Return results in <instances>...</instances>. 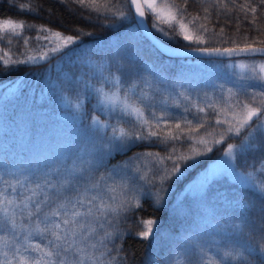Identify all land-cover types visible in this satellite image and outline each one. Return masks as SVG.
I'll return each instance as SVG.
<instances>
[{"label": "snow or ice", "instance_id": "obj_1", "mask_svg": "<svg viewBox=\"0 0 264 264\" xmlns=\"http://www.w3.org/2000/svg\"><path fill=\"white\" fill-rule=\"evenodd\" d=\"M9 2L15 4L21 12L38 13V8L33 6L31 0L22 3H16V0ZM59 2L64 3V0ZM71 2L89 12L88 16L81 17L89 23H93L91 13L95 12V20L102 21L100 26L104 28L114 29L127 18L125 11L120 8L114 10L113 0ZM196 2L208 5L203 8L205 21L210 18V10L213 7L218 13L221 8L228 9L229 3L237 7L236 0ZM123 3L133 6L138 18L145 17L146 6L155 15L153 27L167 39H172L173 36L160 27V22L167 23L174 33L178 28L185 41L205 43L202 36H194L188 29V24H191L199 32L208 31L205 24L197 23L199 16H193L188 24L184 23L188 0H184V8L175 3L171 4L166 15H162L158 10L156 0H144L143 5L140 0H123ZM262 6L264 0H258L256 6H252L251 0H248L238 7L245 13L250 10L255 14L257 8ZM252 23H255V16ZM25 27L23 22L3 19L0 21V43L11 44L12 39L20 36ZM35 27L27 25L30 30ZM39 32L37 41L46 42L42 47L49 48L51 53L61 52L63 48L77 43L73 35H62L59 31L44 27H41ZM75 32L77 36L95 35L93 32H84L80 27H77ZM24 43H28V38H24ZM69 51L74 52L75 48H70ZM191 51L199 52L202 56L228 60L240 55H264V47L251 45L224 49L194 48ZM164 54L180 55L177 51H165ZM64 55H67V52ZM7 56L8 53L5 52L4 57ZM4 57H0V62L7 68L9 60ZM45 58L51 59L48 53L40 57ZM35 59L36 57H28L30 61ZM23 62L12 61L14 64ZM227 67L233 70L229 73L232 87L226 88L224 83L213 84V92H204L203 95L196 93L195 96L192 93L196 90L190 85L186 87L180 84L179 88L182 90L178 92L173 89L175 96L172 106L182 108L175 116L167 111L170 107L167 97L159 101L163 108L162 114L157 115L156 96L160 89L138 73L136 78L125 81L122 75L111 72L105 75L103 64L91 74L85 73L88 79L83 81V91H77L74 98L65 100L68 107L82 114L81 119L87 115L85 102L92 99L96 101L93 111L99 114L92 115L90 123L84 129V147L76 149L74 153L68 150L67 154H62L46 164L42 171L34 170L31 165L27 168L21 166L17 169V175L7 171L5 166L0 164V264H122V244L116 243L117 239L122 240L126 235L118 227L121 217L133 207L142 206V198L154 197V206H159V193L165 189L158 185L162 186L173 178L174 182H178L184 172L196 167V157L204 155L194 145H203L206 152H212L213 149L207 147L208 140L204 137L196 139L192 134L208 126L207 109L216 113L215 125H227L220 139L214 143L221 145L227 139H238L239 142L227 144L223 150L225 159L220 160L211 178L207 179L200 189L203 190L210 181L214 182L213 178L218 175L227 173L249 188L255 189L264 199V63L245 65L231 62ZM237 68L247 71L237 73ZM236 81L242 83L237 84ZM67 82L72 85L71 80ZM96 84H99V87ZM241 96L244 99H240ZM176 97L183 103L178 102ZM221 99L225 101L224 108L218 107ZM228 109L233 113L230 119L227 117ZM221 113L225 114L223 120L219 118ZM101 116L104 119H101ZM172 123L177 132L169 130L162 134V130ZM194 123L195 129L191 127ZM182 124L188 131L182 128ZM169 141L173 143L167 154L154 160L150 166L146 165V161L153 157L151 152L133 153V156L128 157L122 164L111 168L107 166L108 159L125 155L139 143L158 142L167 145ZM176 142H179V147ZM183 147L192 155L178 154ZM250 154L253 157L251 163L247 160ZM241 159L246 167L237 171V162ZM164 161L171 162L170 169ZM238 204L242 208L247 207L243 201ZM241 219L249 231L255 227L254 222L244 217ZM261 221L259 231L264 234V208L261 209ZM141 222L145 225V230L137 235L141 239H148L156 221L148 219ZM215 227L217 235L224 233L220 241L226 238L232 240L224 245L229 250L224 251L219 259L208 257L204 245L191 240L190 237L183 242H177V247L187 252L186 246L191 244L192 250L199 255L200 264H223V261L246 264L245 253L251 256L252 249L247 245L237 246L238 238L244 235L240 225L225 222L218 223ZM196 231L199 235V225ZM213 244L219 256L221 244L215 240ZM241 247L243 251H240ZM261 251H264V247ZM174 264L182 262L177 260Z\"/></svg>", "mask_w": 264, "mask_h": 264}, {"label": "trees", "instance_id": "obj_2", "mask_svg": "<svg viewBox=\"0 0 264 264\" xmlns=\"http://www.w3.org/2000/svg\"><path fill=\"white\" fill-rule=\"evenodd\" d=\"M159 1L166 7L173 3L181 8L185 7L184 0ZM22 2H29V0H16V3ZM246 2L248 0H236L237 7L229 3V8H221L219 13L213 7L210 10V18L205 21L203 8L208 5H201L196 0H188L184 23L188 24L193 16L200 17L197 23L205 24L208 31L199 32L191 24H188V29L194 36H202L205 41L202 44L183 40L178 28L174 33L167 23L160 22V27L173 36L172 39L165 38L153 27L155 15L149 10H147V20L158 37L176 46H264V43H261L264 41V6L258 7L255 14L250 10L245 13L238 6ZM31 3L38 8L37 14L21 12L9 0H0V21L10 18L26 25L22 34L14 37L11 44L0 43V57H4V53L7 52L8 56L4 58L9 60L7 68L3 67L0 62V164H3L7 171L19 175L17 169L21 166L27 168L29 165L34 170L42 171L46 164L62 154H67L68 150L74 153L76 149L84 147V129L90 123L91 116L99 114L93 111L96 101L92 99L85 102L84 108L87 115L81 119L82 114L68 107L65 100L69 97L74 98L77 91L82 92L83 81L88 79L85 73L91 74L99 69L101 64L104 66L105 75L111 72L115 75H122L123 79L128 81L136 78L138 73L139 76L158 87L160 92L156 96L157 115L162 114L163 105L159 101L165 97L170 106L167 109L168 112L175 116L182 111V108L172 106L173 96H175L173 89L177 92L181 91L180 84L194 88L196 91L192 94L195 96L196 93L205 92V88L209 87L211 80L215 78L214 74L201 72L199 67L193 66L191 61L196 59L168 57L155 48L142 35L136 25L130 5L124 4L123 0H113L114 10L120 8L127 13V18L114 29L100 26L103 22L95 20V12L91 13L93 23L81 18L82 15L88 16L89 12L81 9L71 0H64V3L59 0H31ZM251 4L256 6L258 0H251ZM254 16L255 23L253 24ZM27 25L36 27L30 30ZM41 27L59 31L62 35H73L77 43L63 48L61 52L51 53L49 48L42 47L46 42L36 39ZM77 27L82 28L84 32H93L95 35L77 36L75 32ZM221 29H223L222 33ZM24 38H28V43H24ZM70 48H75V51H69ZM108 49L112 51L109 52ZM46 52L51 59L36 62L28 60L29 56L37 57ZM65 52L67 55H64ZM14 60L24 62L14 64L12 63ZM68 80L72 81V85L68 84ZM218 80L220 79L212 83L220 84ZM225 80L221 83H224L226 88L233 86L232 82ZM96 86L99 87V84ZM240 99L244 97L241 96ZM176 100L183 103L179 97H176ZM218 107H225L223 99ZM206 111L208 126L192 134L196 139L204 137L208 140L207 147H211L212 152H206L203 145H194L204 155L196 157L198 161L196 167L184 172L178 182H174L173 178L162 186L158 185L165 189L159 193L161 198L159 206H154V197L142 198L140 201L142 206L133 207L121 217L118 227L126 235L122 240L117 239L116 243L122 244L120 253L124 258L122 264H174L177 260H180L182 264H200L199 255L192 250L191 244L186 246L187 252L177 247V242H183L189 237L204 245L208 257L219 259L224 251L229 250L224 245L232 242L231 238L220 241L224 233L216 234L215 226L225 222L240 225L244 232V235L238 238L237 246L251 247V256L245 253L246 264H264V251H261L264 247V234L259 231L264 199L255 189L221 177L214 180L205 192L204 197L210 199L211 203L195 204L197 200L183 197L184 202L181 199L190 182L200 171L223 155V150L228 143L239 142L238 139H227L224 144L216 145L214 141L220 139L227 125H215L216 113L211 109ZM232 115V110L228 109L227 117L230 119ZM219 118L225 119V114L221 113ZM101 119L104 117L101 116ZM189 119H191V114H189ZM191 127L195 129V123ZM182 128L188 131L183 124ZM169 130L173 133L177 132L174 123L163 129L162 134H166ZM208 133L212 134L208 135ZM172 143L173 141H169L167 145L158 142L139 143L125 155H117L108 159L107 166L111 168L122 164L128 157L133 156V153L151 152L153 157L146 161V165L150 166L154 160L167 154ZM176 143L179 147V142ZM157 153L159 156H156ZM178 154L192 155L186 147L181 148ZM252 159L250 154L247 160L251 163ZM164 163L169 169L171 168L170 161H164ZM237 163L239 170L245 169L243 159ZM181 166L183 167V163ZM169 186L170 190H168ZM239 201L245 202L247 207H240ZM133 203L135 204V201ZM193 205L198 206L195 208ZM241 217L254 222L255 227L249 231V228L244 226ZM148 219H153L156 223L152 226L151 236L148 239H141L137 235L145 230V225L141 221ZM198 225L199 235L196 231ZM214 240L221 244L219 256L216 254ZM240 251H243L242 247ZM223 264H238V262L223 261Z\"/></svg>", "mask_w": 264, "mask_h": 264}, {"label": "rangeland", "instance_id": "obj_3", "mask_svg": "<svg viewBox=\"0 0 264 264\" xmlns=\"http://www.w3.org/2000/svg\"><path fill=\"white\" fill-rule=\"evenodd\" d=\"M143 4H144V0H143ZM156 6H157L158 10L161 12L162 15H166L167 14L169 7L161 5L159 0H156ZM145 10H148L146 6H145ZM189 33L191 34L190 31H189ZM40 57H41V55H38L35 60H31V61H43V60L47 59V58L40 59ZM231 62H236L237 64H245V65H251L253 63H256L258 65V64L264 63V58L244 57V58L232 59V60H229V61H226V62L225 61H206L204 59H199V60L191 61V64H193V66L199 67L201 72L206 71L208 73L214 74L215 78H213V79L214 80L220 79L217 82L221 84V82H223L225 79L230 81V82H232L231 78L229 77V73L231 71H233V70L227 67V65L229 63H231ZM57 66H59V64H57ZM235 71L237 73H239V72L247 71V69L237 68ZM49 75H51V73ZM214 80H211V82L209 84V87L205 88V90H204L205 92H210V93L213 92V89H212L211 85H213V83H215ZM236 83L239 84V83H242V82L241 81H236ZM203 93L202 94L200 93V95H203ZM217 94H219V93H217ZM221 159H225V157L222 155L220 158H218V159L214 160L213 162H211L204 170H202V171H200L198 173L196 178L192 182H190V184L184 190L183 195L181 197L182 200H183V197H187V198H191L193 200H197L195 202V204L196 203L198 204L200 202H204V203L205 202L206 203L210 202L211 203V200L210 199H206L204 197V195H205V192L207 191L208 187L210 186V184L212 182L210 181L209 184H206L203 190L200 189V186L202 184L206 183L207 179L211 178V175L216 170L217 164H219ZM237 171H240V170L237 168ZM221 177H226L230 181L239 183V184H241L243 186H247V185L241 183L235 177H233V176H231V175H229L227 173H222V174L218 175L217 177H215L213 179L216 180V179L221 178ZM197 206L198 205H193V207H195V208Z\"/></svg>", "mask_w": 264, "mask_h": 264}, {"label": "water", "instance_id": "obj_4", "mask_svg": "<svg viewBox=\"0 0 264 264\" xmlns=\"http://www.w3.org/2000/svg\"><path fill=\"white\" fill-rule=\"evenodd\" d=\"M140 2L143 5L142 0H140ZM131 9H132V11L134 13L136 22H137L138 27L140 28L141 32L143 33V35L153 45H155L163 53L165 51H167L169 53H171V51H177V52L180 53V55L167 54L168 56H171V57H182V58H207V59L219 58V57L202 56L199 52H193V51H191V49H194V48L178 47V46L169 45V44L163 42L150 29V27H149V25L147 23L146 14H145V17L144 18H138L137 15H136V13H135V8L133 6H131ZM252 47L259 48V47H263V46H252ZM202 48H210V47H202ZM230 48H234V47H230ZM221 49H224V48H221ZM257 56H264V55H260V54L250 55L249 54V55H240V56H234V57H257ZM234 57H232V58H234Z\"/></svg>", "mask_w": 264, "mask_h": 264}]
</instances>
